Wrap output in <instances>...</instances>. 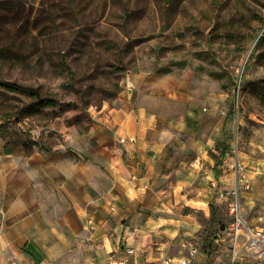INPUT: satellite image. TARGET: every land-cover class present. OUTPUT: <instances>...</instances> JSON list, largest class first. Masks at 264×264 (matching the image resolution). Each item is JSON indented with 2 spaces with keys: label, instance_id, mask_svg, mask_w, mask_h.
Instances as JSON below:
<instances>
[{
  "label": "rangeland",
  "instance_id": "rangeland-1",
  "mask_svg": "<svg viewBox=\"0 0 264 264\" xmlns=\"http://www.w3.org/2000/svg\"><path fill=\"white\" fill-rule=\"evenodd\" d=\"M128 73L167 89L174 114L185 111L199 138L214 139L215 171L226 160L239 190L235 161L246 190L250 173H264V0H0V80L56 100L41 107L0 89V152L30 156L78 138ZM58 219L43 229L48 243L24 245L37 264H111L123 250L111 213L95 216L106 226L74 223L72 233ZM242 246L233 252L264 261Z\"/></svg>",
  "mask_w": 264,
  "mask_h": 264
},
{
  "label": "crops",
  "instance_id": "crops-1",
  "mask_svg": "<svg viewBox=\"0 0 264 264\" xmlns=\"http://www.w3.org/2000/svg\"><path fill=\"white\" fill-rule=\"evenodd\" d=\"M169 105L159 82L128 73L114 103L78 138L69 134L65 145L30 156L0 152V264H37L24 245L48 243L43 229L57 217L58 227L72 233L74 223L106 226V219L95 216L108 213L123 249L115 259L125 264H180L183 258L188 264L228 263L246 238L228 231L220 195L237 187L235 173L226 160L215 171L209 154L214 139L199 138L194 123L187 125V113L176 115ZM249 176L252 186L239 196L248 226L261 232L264 252V173ZM240 254L235 264H264Z\"/></svg>",
  "mask_w": 264,
  "mask_h": 264
},
{
  "label": "built area",
  "instance_id": "built-area-1",
  "mask_svg": "<svg viewBox=\"0 0 264 264\" xmlns=\"http://www.w3.org/2000/svg\"><path fill=\"white\" fill-rule=\"evenodd\" d=\"M235 169L237 173V179L241 181V185L244 186L245 188L250 187V183L248 179L246 178V174L244 172V166L240 161H235ZM212 186H216V183H212ZM221 195L224 196L225 198H230L231 201L229 202V209L230 213L233 216V219L231 223L228 226V231L232 233L234 236H237L240 234V232L244 231L247 235V238L245 242L243 243L242 249L245 250L249 255H260L261 257L264 256L263 249L260 248L259 246V238L262 237L260 231H254L252 230L245 219L242 205L239 201V186L235 189H224L221 191ZM5 216V208L3 206L2 201L0 200V217ZM215 239H218L220 237V232L216 231L214 235ZM184 244L186 246L190 247V252L189 255L194 256V247L191 242L185 241ZM127 254L133 253L132 249H127L126 250ZM238 251H235L232 253L231 259L228 263L225 264H234L238 258ZM188 260L186 258H183L180 260V264H188ZM126 259H115L111 264H125ZM166 264H171V260H166Z\"/></svg>",
  "mask_w": 264,
  "mask_h": 264
},
{
  "label": "trees",
  "instance_id": "trees-1",
  "mask_svg": "<svg viewBox=\"0 0 264 264\" xmlns=\"http://www.w3.org/2000/svg\"><path fill=\"white\" fill-rule=\"evenodd\" d=\"M0 89L11 93H20L29 96L35 102H38L41 107L54 105L56 100L50 95L42 94L40 87L20 84L16 81L0 80ZM3 153H11L8 149H3Z\"/></svg>",
  "mask_w": 264,
  "mask_h": 264
}]
</instances>
